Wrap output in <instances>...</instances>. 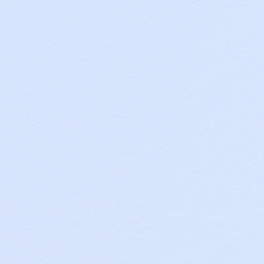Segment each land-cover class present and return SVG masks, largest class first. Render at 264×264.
Returning <instances> with one entry per match:
<instances>
[{"label": "water", "instance_id": "95a60500", "mask_svg": "<svg viewBox=\"0 0 264 264\" xmlns=\"http://www.w3.org/2000/svg\"><path fill=\"white\" fill-rule=\"evenodd\" d=\"M0 264H264V0H0Z\"/></svg>", "mask_w": 264, "mask_h": 264}]
</instances>
